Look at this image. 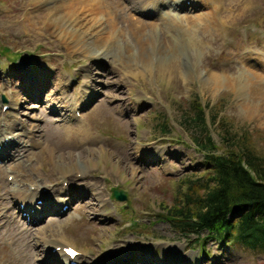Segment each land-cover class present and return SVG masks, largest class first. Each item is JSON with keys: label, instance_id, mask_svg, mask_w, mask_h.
Here are the masks:
<instances>
[{"label": "rangeland", "instance_id": "374dc122", "mask_svg": "<svg viewBox=\"0 0 264 264\" xmlns=\"http://www.w3.org/2000/svg\"><path fill=\"white\" fill-rule=\"evenodd\" d=\"M36 1L0 0V145L2 139L16 144L0 150V264H63L47 259L51 252L57 256L64 246L73 247L82 253L80 261L92 264L89 251L104 254L107 249L100 241L125 234L131 241H140L137 245L147 257L169 264H264L262 250L207 239L204 233L199 238L178 235L165 217V209L182 204L187 177L207 176L203 156L183 122L197 100L217 149L227 148L222 138L227 130L264 155V83L252 59L264 58V0H257L239 25L228 33L220 32L217 46L211 44L214 35H208L205 42L202 33H197L195 39L203 45L195 49L178 47L175 52L161 53L163 46L153 44L141 53L136 44L128 43L106 58L83 55L68 44L65 47L43 26L39 32L45 35L38 37L10 26V21L22 22L26 12L34 17L59 4V0H43L33 7ZM197 9L185 14L194 16L200 12ZM123 12L156 23L154 16L134 15L125 5ZM245 59L250 68L243 63ZM244 69L253 76L252 82L242 76ZM219 74L218 86L210 75ZM29 75L47 84L40 94L27 92ZM230 80L233 85L228 84ZM56 95L67 100L64 109L50 106L49 99ZM212 115L216 118L209 122ZM84 133L96 141H82ZM128 143L134 150L127 159L123 148ZM17 147L21 148L17 160L3 158ZM100 150L122 163L125 176L110 170L104 159L85 166ZM49 151L57 157L55 163ZM67 153L80 169L64 176L58 159ZM146 156L160 160L131 169ZM71 174L78 181L98 183L104 210L88 212L86 202H95L91 195L73 204H66L62 195L56 210L64 206L67 210L44 216L38 196L49 195L56 183L69 191L71 176L66 177ZM14 189L20 190V197L13 194ZM114 189L125 193L126 199H115ZM34 192L28 203L26 196ZM38 250L41 254L36 256Z\"/></svg>", "mask_w": 264, "mask_h": 264}, {"label": "bare ground", "instance_id": "6f19581e", "mask_svg": "<svg viewBox=\"0 0 264 264\" xmlns=\"http://www.w3.org/2000/svg\"><path fill=\"white\" fill-rule=\"evenodd\" d=\"M42 1L43 0H37L32 6L35 7ZM171 1L172 2L169 0H123L122 2L120 0H59V4L53 5L47 13H39L34 17H30L26 12L22 22L10 21V26H17L26 34H33L32 37L45 35L44 32H39L41 26H43L58 36L60 44H63L65 47L68 44L71 48L77 50L81 54L94 58H106L108 53L127 48L128 43L136 44L141 53L147 52L149 47L153 44L163 46L160 50L161 53L166 50L175 52L178 47L188 48V46H192L193 49L202 47L203 44L195 39L197 33H202L205 42L207 41L208 35H214L211 44L217 46L220 44L219 41L221 40L220 32L228 33L233 25H239L243 21V16L249 15V11L257 2V0ZM124 5L127 6L129 10L133 11L134 15L139 13L140 15L154 16L156 23L154 25L150 23L148 24L139 18H134L132 14L124 13ZM193 8H198L197 10L200 12L194 14V16H188L185 14L187 13V10L190 11ZM206 8L207 10H205ZM15 23H18L19 25H15ZM127 36L130 38L129 40L126 38ZM252 59H255V63L258 65V76L262 77L261 84H263L264 58L255 57ZM145 60L146 62H149L150 59ZM245 62L243 63L250 68L251 65L248 64V62ZM220 76L221 74L210 75L211 79L217 80V82H214L215 85L218 84L219 86L221 83L219 82V79L221 80ZM242 76L252 82L253 76H250V72L247 69L242 70ZM228 84L233 85L234 81L230 80ZM25 85L29 94L32 92L40 94L46 88L47 84L41 77L36 80L29 75L25 79ZM253 85L255 86L257 83H253ZM259 89L260 88H257L256 91H259ZM37 97L39 98V95H37ZM63 99L64 98L60 97V95L51 97L49 99L50 106L64 109L67 100L64 101ZM102 109L105 111L104 107H102ZM82 135H84L82 141L87 144H93L96 141V138L89 133H84ZM3 140L4 139L1 140V145L4 143ZM9 145L12 146V148L16 147L15 142L11 140L8 141V146ZM5 148L8 147L4 146V149ZM133 150L134 147L130 143L123 148V153L127 159L131 158ZM136 150L138 151L137 148H135V151ZM99 152V154H95V152L93 153L94 157L88 159V162L85 165L86 167L89 168L94 165L98 161L95 159L100 158V160L104 159L110 163V170L115 171L122 177L125 176V170H123L120 161L110 160L111 155L105 153L103 150H100ZM149 154H151V152H148V155ZM20 155L21 148L17 147L14 149L13 153L4 155L3 158L17 160ZM48 157L51 162H56L57 157L53 152L49 151ZM58 160L59 163L61 162L60 169L64 176L67 172L72 173V171L80 169V167L76 166L73 162L70 153H67L66 157L60 156ZM155 160H160V158H157L156 156L148 158L146 156L144 159L141 158V164L135 162L131 169H143L142 165H144L145 161L152 163L153 161L155 162ZM70 176L71 179L67 183V187L70 186L69 191L66 192L65 190L67 189L62 190L59 186L60 184L56 183L54 187L49 189V195L38 196V199L42 202L44 216H46V214L62 213L60 211L57 212L56 210L58 209L56 207V202L62 195H66V204H73L75 202L79 203L83 201V199L88 200L89 198L87 196L91 195L95 199V202H86L85 205L88 212L92 213L95 210L102 212V210H104V198L102 192H100L98 183L91 182V179L87 181L84 179L83 181H78V179L72 174L68 175L66 178H70ZM19 191L20 190L14 189L13 194L16 197H20L21 193ZM35 196V192L27 195L28 203H31V198H34ZM25 210L29 209L26 208ZM27 213H29V211ZM31 216L33 217L34 215ZM50 223H55V221H51ZM59 223L61 222L56 223V225ZM17 225L18 224H16V226ZM28 230L31 233L35 231L33 229ZM46 233L47 231H45V234ZM56 234V230H53V235ZM100 243L102 244V247L104 246L107 250L104 254H98V252L95 253V250L93 249L89 251V255H93V257H91L93 261L92 264H138V261H140L141 258L145 259V262L141 261L140 264H169L168 261L158 260L152 256L147 257L142 252V249L138 247L140 245H137L140 241H131L126 237V234L121 237H114L112 240L104 239L103 241H100ZM40 254L41 252L38 250L36 256ZM53 254V252L50 253L47 262L54 263L57 260V262H62L63 264H70V261L73 260L74 262H77V264H90L88 261H80L82 253L79 254V252V255L75 256L73 259H69L62 249L57 256L56 254L53 256ZM150 257H152L153 260H151Z\"/></svg>", "mask_w": 264, "mask_h": 264}, {"label": "trees", "instance_id": "16d2710c", "mask_svg": "<svg viewBox=\"0 0 264 264\" xmlns=\"http://www.w3.org/2000/svg\"><path fill=\"white\" fill-rule=\"evenodd\" d=\"M212 116L209 122L216 118ZM183 122L202 153L207 176L186 178L183 202L165 209L166 220L185 237L199 238L204 233L207 239L264 251V155L223 130L224 122L222 138L227 148L217 149L198 100Z\"/></svg>", "mask_w": 264, "mask_h": 264}, {"label": "water", "instance_id": "95a60500", "mask_svg": "<svg viewBox=\"0 0 264 264\" xmlns=\"http://www.w3.org/2000/svg\"><path fill=\"white\" fill-rule=\"evenodd\" d=\"M113 193H114V196L116 197V199H118L119 201H124V199H125L124 193L118 192L116 190H114Z\"/></svg>", "mask_w": 264, "mask_h": 264}, {"label": "snow or ice", "instance_id": "6c2138e0", "mask_svg": "<svg viewBox=\"0 0 264 264\" xmlns=\"http://www.w3.org/2000/svg\"><path fill=\"white\" fill-rule=\"evenodd\" d=\"M65 251L68 252L69 255H71V256H75L76 255V253L72 249H65Z\"/></svg>", "mask_w": 264, "mask_h": 264}]
</instances>
